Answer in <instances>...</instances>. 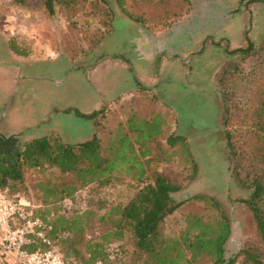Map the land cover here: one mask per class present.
<instances>
[{
    "label": "rangeland",
    "instance_id": "obj_1",
    "mask_svg": "<svg viewBox=\"0 0 264 264\" xmlns=\"http://www.w3.org/2000/svg\"><path fill=\"white\" fill-rule=\"evenodd\" d=\"M190 1L189 7L182 0H125L134 20L117 0H56L52 15L44 0H0L6 38L25 53L19 65L0 58V145L10 154L39 136L76 144L96 133L106 148L116 130L126 128L132 111L131 122L146 138L167 124L162 144L168 134L182 135L197 163L195 177L174 197L189 201L206 194L221 203L230 221L228 256L254 234L251 213L241 199L250 192L256 166L249 167L247 159L264 140L252 113L264 105V0ZM247 39L254 45L251 57L226 52L245 47ZM225 105L230 108L227 126ZM74 110L100 112L90 119ZM226 127L233 133L237 157L227 147ZM150 169L189 172L177 158L151 162ZM54 174L48 166L26 168L16 194L40 204L36 184ZM138 187L121 173L106 186L92 183L78 189L62 209L65 214L86 207L105 212L126 203ZM190 210L204 217L213 213L202 203H184L165 218L163 231L178 235ZM112 243L119 246L122 263L139 264L128 232Z\"/></svg>",
    "mask_w": 264,
    "mask_h": 264
},
{
    "label": "trees",
    "instance_id": "obj_2",
    "mask_svg": "<svg viewBox=\"0 0 264 264\" xmlns=\"http://www.w3.org/2000/svg\"><path fill=\"white\" fill-rule=\"evenodd\" d=\"M55 1L44 0L50 15L55 11ZM182 1L190 7V0ZM117 3L129 18L136 20L126 11L125 0H117ZM160 6L164 7L163 4ZM9 47L25 56L10 40ZM226 52L247 59L253 55L254 45L247 39L245 47L226 49ZM227 73L228 69L221 73L220 82ZM74 112L94 119L100 111ZM134 112L127 117L126 128H118L106 148L96 133L76 144L63 143L53 135L39 136L25 141L21 148H13L10 154L0 145V192L17 195L26 168H54L52 179L36 184L41 192V201L35 214L50 221L49 236L70 261L124 264L119 260V246L116 249L112 242L119 241L128 232L139 264H264V140L259 141L254 147V155L247 159L249 167H258L252 166L250 192L241 199L251 213L254 234L238 251L226 256L230 221L221 203L206 194L194 195L189 201H178L174 197L197 173V163L186 139L171 133L162 144L160 135L167 124L160 125L153 134L144 137L141 129L131 122L136 116ZM224 113L223 125L227 126L229 106H224ZM252 113L259 122L258 129L264 130V105ZM128 133L130 138L127 139ZM224 133L230 153L237 157L233 133L227 127ZM124 139L127 140L124 142ZM175 158L188 164V173L150 169L151 162L170 163ZM121 173L139 184L126 203L113 205L105 212L90 207L68 214L63 212L64 202L72 200L78 189L92 183L106 186ZM194 201L213 211L210 217L190 210L184 214V227L179 234H166L162 228L165 218L184 203Z\"/></svg>",
    "mask_w": 264,
    "mask_h": 264
},
{
    "label": "built area",
    "instance_id": "obj_3",
    "mask_svg": "<svg viewBox=\"0 0 264 264\" xmlns=\"http://www.w3.org/2000/svg\"><path fill=\"white\" fill-rule=\"evenodd\" d=\"M39 206L0 192V264H88L63 256L49 236L50 221L35 214Z\"/></svg>",
    "mask_w": 264,
    "mask_h": 264
},
{
    "label": "crops",
    "instance_id": "obj_4",
    "mask_svg": "<svg viewBox=\"0 0 264 264\" xmlns=\"http://www.w3.org/2000/svg\"><path fill=\"white\" fill-rule=\"evenodd\" d=\"M4 56L6 58L7 57L11 58L13 61L17 60L18 65L22 57L20 54H17L16 52L10 49L9 41L6 38V35L4 32L3 24L0 23V58L3 59ZM5 65L9 66L10 64L6 62ZM2 67H3V61L0 60V70H2Z\"/></svg>",
    "mask_w": 264,
    "mask_h": 264
}]
</instances>
